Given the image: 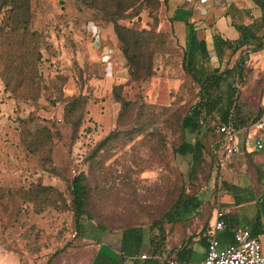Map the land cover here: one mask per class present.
Masks as SVG:
<instances>
[{"label": "rangeland", "instance_id": "obj_1", "mask_svg": "<svg viewBox=\"0 0 264 264\" xmlns=\"http://www.w3.org/2000/svg\"><path fill=\"white\" fill-rule=\"evenodd\" d=\"M177 33L164 0H0V264H61L57 256L131 228L156 245L165 238L172 256L187 247L202 260L201 232L218 209L210 149L220 136L212 120L201 133L182 127L200 87ZM262 90L241 86L245 122ZM199 139L208 149L196 166L176 150ZM81 173L88 216L78 221L70 186ZM182 191L200 209L163 219Z\"/></svg>", "mask_w": 264, "mask_h": 264}, {"label": "crops", "instance_id": "obj_2", "mask_svg": "<svg viewBox=\"0 0 264 264\" xmlns=\"http://www.w3.org/2000/svg\"><path fill=\"white\" fill-rule=\"evenodd\" d=\"M166 2L170 22L179 33V37L186 41L187 25L193 24L199 39L206 41L210 57L218 63L214 69L221 67L224 58L231 55L235 57L233 65L230 64L231 68L241 56L245 58L246 69L253 68L256 74L254 73L251 79L246 77L245 80L249 81V84L263 88L261 108L255 116L257 118L259 112L264 111V79L258 80L259 77H264L263 9L254 0H166ZM239 27L248 28L244 33H247L250 40L249 44H245L233 54V50L227 49L223 42L232 44L236 49L242 36ZM221 68L224 69L225 66ZM254 124L256 123L253 121L245 122L239 129L240 152L230 160L226 168L220 169V174H217L216 186L225 184L226 188L217 194L216 212L218 210L224 212L226 230L231 233L240 227L242 222L252 234L259 232L264 253L262 206L264 149L257 150L256 147L259 137L263 134L254 129ZM258 217H261L260 227H257ZM208 218L210 219L211 215H208ZM91 243L77 246L69 250L68 255L57 256V259H60L61 264H169L172 260L170 253L164 250L153 253L151 243L145 239L139 248L123 251L122 232L106 234L101 241ZM143 256H146V259H143ZM9 262L14 264V259L10 256L2 259V264Z\"/></svg>", "mask_w": 264, "mask_h": 264}, {"label": "trees", "instance_id": "obj_3", "mask_svg": "<svg viewBox=\"0 0 264 264\" xmlns=\"http://www.w3.org/2000/svg\"><path fill=\"white\" fill-rule=\"evenodd\" d=\"M257 5H259L264 11V0H254ZM165 5H167L166 0H164ZM116 30L118 25L115 26ZM241 31V39L239 40V46L236 49L233 48V45L228 42H223L227 49L233 50V54L237 52V50L241 49L245 44H249V37L247 35L248 28L239 27ZM210 52L208 50V46L206 41L200 40L197 31L193 24L187 25V36H186V44L184 49V59L183 65L185 71L193 78V80L200 87L198 103L193 107L191 112L184 118L182 122V127L184 131H188L190 133H201V131L210 124L212 120L217 124L216 130L219 134L218 142L215 144L213 149H210V153L212 157L216 161L218 170L221 169L220 159H219V150L224 145V136L218 132L219 127L224 125L232 124L236 129H240L244 126L245 121L242 118L241 110H240V90L241 86L244 84L245 78L249 74V70L246 69L245 58L240 57L237 60L236 64L231 68L230 64L227 65L224 69L221 67L208 70L206 67V63L210 60ZM264 111L261 110L256 119L253 120L254 123H257L261 120ZM211 121V122H212ZM209 129H212L211 127ZM213 128L212 130H214ZM208 149L206 145L199 139L195 143H190L184 140L182 144L177 148L176 153L187 156L192 155L194 163L196 166H199L203 163L205 151ZM264 149V148H263ZM262 149V150H263ZM264 151V150H263ZM86 177L84 173L78 174L73 178V181L70 186V191L73 196L72 208L75 212V215L79 221V219L84 216H88V212L86 211V196L87 189L85 186ZM218 181V180H217ZM226 188L225 184L216 186V193H222ZM185 191L181 192L179 199L177 200L174 207L165 214L163 219H168L173 221L176 220H184L191 213L200 209L202 203L198 200L196 196H186ZM262 206L264 211V194L262 198ZM258 226L260 227L261 217H258ZM77 221V222H78ZM169 221V222H170ZM155 227H158L161 231H163V222L158 221L154 223ZM212 224L209 226H205L201 232L202 236V244L205 249L208 246V234L211 230ZM102 228V227H101ZM104 230V229H103ZM259 230V228L257 229ZM123 233V251H130L133 248H139L140 245L144 241V235L142 234V230L140 228H131L122 232ZM219 233L230 234L234 244V232H230L226 230L220 231ZM259 232H255L252 234L253 236H257ZM155 238L150 240L152 245L153 253L163 252L162 244L165 242V238H163L162 243L156 245L154 242ZM229 246V245H228ZM220 247H222L220 243ZM227 247V246H226ZM65 251V248L59 250L55 255H59ZM172 259H176L178 261L190 262L192 256V250L187 247H182L174 256L171 255Z\"/></svg>", "mask_w": 264, "mask_h": 264}, {"label": "built area", "instance_id": "obj_4", "mask_svg": "<svg viewBox=\"0 0 264 264\" xmlns=\"http://www.w3.org/2000/svg\"><path fill=\"white\" fill-rule=\"evenodd\" d=\"M258 133H264V119L254 124ZM218 132L224 136V145L221 148L220 166L226 168L232 158L240 152L238 134L239 130L232 124L219 127ZM264 135L256 143L257 150L264 148ZM224 212L218 210L214 223L208 234V246L201 261H178L172 259L169 264H264L263 245L261 235L253 236L245 227L234 229V244L221 248L218 233L225 229ZM76 237V235L74 236ZM146 259V256L142 257Z\"/></svg>", "mask_w": 264, "mask_h": 264}]
</instances>
